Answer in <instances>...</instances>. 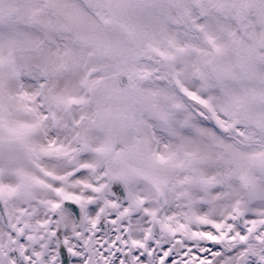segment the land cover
I'll list each match as a JSON object with an SVG mask.
<instances>
[{
    "label": "snow or ice",
    "instance_id": "obj_1",
    "mask_svg": "<svg viewBox=\"0 0 264 264\" xmlns=\"http://www.w3.org/2000/svg\"><path fill=\"white\" fill-rule=\"evenodd\" d=\"M0 264H264V0H0Z\"/></svg>",
    "mask_w": 264,
    "mask_h": 264
}]
</instances>
